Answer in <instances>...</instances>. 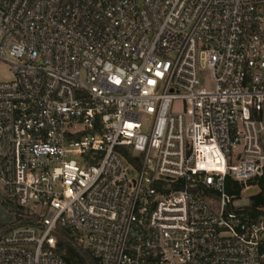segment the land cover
<instances>
[{"label": "built area", "instance_id": "2783aa9c", "mask_svg": "<svg viewBox=\"0 0 264 264\" xmlns=\"http://www.w3.org/2000/svg\"><path fill=\"white\" fill-rule=\"evenodd\" d=\"M0 63V187L37 217L0 264H69L57 227L98 264L262 261L225 180L264 194V0H0Z\"/></svg>", "mask_w": 264, "mask_h": 264}, {"label": "trees", "instance_id": "16d2710c", "mask_svg": "<svg viewBox=\"0 0 264 264\" xmlns=\"http://www.w3.org/2000/svg\"><path fill=\"white\" fill-rule=\"evenodd\" d=\"M225 188L226 192L229 195H232L234 199H239L243 185L226 177ZM4 204L10 206V209L15 215L17 225L7 228L0 238L15 227L34 225L36 223L37 217L34 214L29 213L26 209L19 207L16 203L5 198ZM245 209L254 216L264 214V194L258 192L251 195L249 204L245 206ZM54 234L56 236L55 252L69 264H98L89 250L79 243L78 237L74 232L69 229L57 227L54 230ZM262 252H264V248L262 249ZM259 264H264V258Z\"/></svg>", "mask_w": 264, "mask_h": 264}, {"label": "rangeland", "instance_id": "374dc122", "mask_svg": "<svg viewBox=\"0 0 264 264\" xmlns=\"http://www.w3.org/2000/svg\"><path fill=\"white\" fill-rule=\"evenodd\" d=\"M6 76H8L7 65H5L4 63H0V79L5 78ZM205 83L206 86L210 84V76L207 74L205 75ZM256 193L257 188L254 186L244 188L241 191L240 198L235 200V205H248L250 196ZM4 199L5 197L0 187V236L5 232L7 228L17 225L15 215L10 209V206L4 204Z\"/></svg>", "mask_w": 264, "mask_h": 264}]
</instances>
